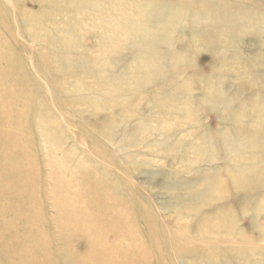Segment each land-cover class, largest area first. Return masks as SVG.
Instances as JSON below:
<instances>
[{"label":"rangeland","instance_id":"rangeland-1","mask_svg":"<svg viewBox=\"0 0 264 264\" xmlns=\"http://www.w3.org/2000/svg\"><path fill=\"white\" fill-rule=\"evenodd\" d=\"M98 1L100 3L89 4L86 0H76L75 4L70 5L67 0H0V74H2L0 75L2 82H0V114H2L0 115V149L2 147L1 152L3 153L15 154L13 155L16 157L15 164H24L23 160L29 161V169L26 174L29 173L25 178H29L26 182L32 189L31 193L23 194L21 192L15 194L11 191L6 192L4 197L0 198V206L10 202L11 205L16 202L22 203L17 217L8 211L4 214L6 221H12L17 225L16 234L27 241V244L36 242L39 245L34 251L33 248H24L25 255L31 261L27 264H39V261L49 262L50 260H55L56 264H65L61 259L62 249L65 247H68V250L79 249L85 244H90L91 249H94L99 256H96L99 259L91 261L88 258L87 261L90 264H106L107 260V264H128V261L130 264H161V260L162 264L163 262L164 264L165 262L166 264H182L183 262L184 264H224L225 261V264L231 261L233 264H245L249 263L250 259L251 261L253 259L252 263L264 264V194L257 193L258 195L250 199H241V192L243 193L244 190L232 184L237 182L240 185L242 181H245V184L251 185L256 182L252 187L260 191L258 189L264 187L262 179L264 175H261L264 174V168H262L264 159L260 157L254 161L244 160L245 162L237 160L235 163L231 157L223 158L224 155L221 154V151L224 153L226 149L230 150V146L237 145V143L241 145L242 142L245 145L243 148L250 147L244 149L245 152L248 151L249 156H257V154L264 156L262 154L264 153V114H259L261 105L264 106V100L262 101L264 97L261 94L264 87V75H261L264 72V29L262 28L264 0H160L162 5L159 9L164 11L163 18H155L153 24L142 21L137 26L144 31L152 27L153 29H151L158 35L156 33L149 36L140 35L138 39L136 38L140 45L145 46V56H151V60L160 64V67L151 71L149 78H147L148 72L136 71L137 77H125L126 79L124 78L123 81L118 80L114 83L107 81L109 87L104 85L88 87L84 81L87 78H103L104 81L113 68L116 74L119 73V70L128 62V60H116L119 54L128 53L127 46L124 47L123 43L128 39L126 45H129L132 39H135L134 34H128L122 38L117 35L111 37L110 40L101 41V31L98 26L101 23L99 15L103 13L104 16L105 13V15L114 16L128 11L134 13L139 11V8L132 6L131 0ZM243 8H247V10H243ZM62 9L70 13H80V20L89 21V26L85 29L82 28L81 31L76 26L75 31L72 30L71 36L65 34L57 37L54 35L53 38L46 41L34 40V35L40 37L42 33L49 30L51 34L54 32L51 25L48 26L49 24L63 22V20L72 21L69 16L67 19L63 18V14L59 12ZM239 10L242 12L240 13ZM209 11H211L210 14ZM232 19H237L239 22L228 24V21L231 22ZM103 27L107 29L104 25ZM43 30L44 32H40ZM121 42L123 43L121 44ZM56 43L68 46L69 50H60L58 46L57 49H54L53 45ZM110 43L114 44L109 45ZM75 48L77 50H74ZM76 52L95 57L96 60L95 63L81 69L82 74L80 75L84 80L76 82L74 79H64V81L58 78L64 72L71 71V69H67L66 61L73 60ZM219 52L222 53V57L219 56ZM154 53L158 55L153 57ZM145 59L150 58L145 57ZM6 61L11 63V67L7 65ZM102 66L103 68H101ZM120 66L122 67L120 68ZM10 68L12 71H9L8 74L6 70ZM260 72L262 73L258 75ZM156 74H159L158 78ZM25 77L31 81L28 80L23 91H31V94L28 92L29 97H33L30 100L31 103L27 105L15 97V92L19 88L17 80ZM155 79L165 80L162 91L151 86L154 85L152 81ZM145 81L151 82L146 88H144L147 85ZM9 82L11 83L9 84ZM13 84L17 86L15 87ZM55 87L58 89L56 90ZM65 89L70 93H62V90ZM179 90L181 91L178 92ZM214 90H220L221 96L218 95V98L211 99L210 94H213ZM215 100H219L220 103L225 100L230 106L228 109L224 108L223 105H218ZM140 101L141 103H139ZM149 102L152 104L150 105ZM233 103L238 108L234 107ZM13 107L15 110L12 109ZM149 107L153 110H148ZM2 109L3 111H1ZM141 110L145 112L142 113ZM183 119L186 124L183 123ZM40 120L44 125L39 122ZM137 121L140 122L142 130L148 127L150 129L167 128L168 130H161L164 135L156 131L154 136H149L142 143L133 145L128 140L139 132V129L134 127ZM172 121L173 125L175 123L174 126L171 124ZM2 122H4L3 127H1ZM180 122L183 123L181 124L183 127L179 126ZM48 128L49 130H47ZM5 131L8 132L4 133ZM248 132L253 136L249 138ZM204 133H209L208 136L210 135L211 138ZM257 134L259 135L255 137ZM177 136L181 138L179 139ZM242 136L246 138H241ZM166 137L172 138L168 141L165 140ZM197 137H201V140L204 139L202 142L207 141V143L203 145L200 138ZM205 139H212L215 142L214 149L220 153L219 157H216L217 159L209 161L210 164L207 163L206 157L202 156L203 159L200 157L203 147L208 146V143L211 144V141L208 142ZM174 140L175 144L178 141L177 146H172L175 145L173 144ZM163 141L167 142L166 145ZM193 141L196 144L192 145ZM233 141L236 143L233 144ZM255 141L260 143L259 146L254 147L252 142L255 143ZM193 148L194 150H191ZM243 148L237 146L239 152H244ZM180 154L186 156H184L183 162V156H180L181 162L179 161ZM192 155H196L195 157L199 161L191 164L188 168V163L184 165L182 163H185L187 159L196 160ZM258 159L261 160L258 161ZM81 160H85V163L80 162ZM173 162L176 164L180 162V166ZM226 162L228 165L225 164ZM254 162L259 165L261 163L262 170ZM252 164L254 168L249 166ZM229 165L230 167H228ZM245 166L248 170L245 169ZM76 170L77 172H75ZM202 170L205 172L215 171L217 174L211 173L214 175L213 177L208 174L207 178L193 176L194 171L196 172L194 175H196L197 171L201 172ZM252 170L259 173L253 175ZM243 173L251 176L246 178ZM242 175L246 179L253 176V179L251 181L243 179ZM255 176H257L256 180H254ZM80 185L83 186L80 187ZM254 185L256 186L254 187ZM83 187L84 189H82ZM8 190L10 189L7 188L5 191ZM196 191L199 194L193 195L192 193ZM110 192L113 193L112 197H110ZM9 195L11 198L14 197L13 202ZM87 195H90L91 198L87 199ZM31 196L34 197L31 198ZM119 196L123 198V201ZM235 196L236 198L240 197L236 199ZM143 199L147 200V205ZM261 199L263 200L261 201ZM222 202L225 203V207H222L224 206ZM96 203L98 206L101 205L100 210H96ZM138 205L145 208L146 212L150 211L146 213L149 221L155 216L157 222L150 221L155 227V232L152 229L154 236L162 241L163 239L175 240V244L170 245L171 248L167 244L160 243V252L155 251L146 236V221L139 215L138 208L140 206ZM26 207L31 209L28 212L31 213L32 220L24 212ZM122 208L126 210L122 212V215H127L126 217H123L119 211ZM199 209L201 210L199 211ZM131 210L133 211L130 212ZM101 211L102 213H100ZM103 212L105 216H103ZM102 216L110 217L108 219L113 222L110 226L112 229L118 227L117 224H124L123 230L126 228L128 235L133 232L132 236H128L130 241L126 239L125 233L120 229V234L110 233L112 229L109 231V227H103ZM111 216L115 219L113 218V220ZM93 218L95 219L93 220ZM27 219H30V222ZM96 219L102 224L98 223ZM124 219H126L128 227H126ZM131 220L132 223H130ZM31 225L32 227H30ZM129 228L133 230L131 231ZM224 228L225 231L226 229L228 231L224 232L222 230ZM1 230L2 222L0 221ZM198 230H203V232L199 231L201 232L199 233ZM197 232L198 234H196ZM36 233L40 234L39 240ZM107 235L110 237L105 240ZM178 235H181V240ZM183 237H186L184 241ZM185 239L187 245L184 243ZM249 241L251 242L249 243ZM2 242L0 239V264H10V260L2 252L5 249V244ZM119 243L120 246H117ZM178 243H181L180 246ZM115 245L122 250L120 251V248L117 250ZM105 246L110 248H105ZM113 246L116 250L112 251ZM104 248L105 251H101ZM145 249L147 253L142 251ZM124 250L127 254L123 253ZM162 250L167 252L164 253ZM133 251L134 254H132ZM170 251V254H166ZM100 252L101 255H99ZM105 252L109 255L107 256ZM226 252L229 255H226L227 257L225 256ZM230 252L232 253L230 254ZM182 253L189 255L188 260L183 261V257L180 258ZM157 254H161L159 256H163L165 260L163 261L159 257L161 260L156 261ZM110 255L112 256L110 257ZM140 255L142 256L140 257ZM230 255L233 256L230 257ZM123 256L126 257V260ZM197 257L199 259H196Z\"/></svg>","mask_w":264,"mask_h":264},{"label":"bare ground","instance_id":"bare-ground-1","mask_svg":"<svg viewBox=\"0 0 264 264\" xmlns=\"http://www.w3.org/2000/svg\"><path fill=\"white\" fill-rule=\"evenodd\" d=\"M42 1H44V0H42ZM87 1V3H89V4H95V3H100L98 0H86ZM133 3H131L132 4V6H134V7H136V8H139V11L137 12V13H134L133 11H128V12H125L124 14H121V13H119V14H116V15H114V16H111V15H105V13H104V16H103V13H101L100 15H99V17H100V24H98V26H99V30L101 31V41H107V40H110L111 39V37H113V36H120V38H122V37H124V36H126V35H128V34H134V36H135V39H132V42H131V44L129 43V45H126V44H128V39L127 40H125V42L123 43V42H121V44L123 43L124 44V47L125 46H127V50H128V53H121V54H119V52L121 51L120 49V51L118 52V54H119V57H117V59L116 60H128V62L124 65V67H122V66H120V70H119V73L118 74H116L115 73V69L113 68V69H111L110 70V73H109V75L107 76V79H105L104 81H103V78L101 79H97V78H87V79H83L82 78V75H80V74H82V71H81V69L82 68H85V67H87V65H89V64H91V63H95V57H92V56H89V55H85V54H80V53H78V52H76L75 53V57L73 58V60H68V61H66V63H67V65H68V67H67V69H71V71L70 72H64L62 75H60L58 78H60V79H74L76 82H79L80 80L82 81V80H84V81H86V83H87V86L88 87H93V86H98V85H104V86H107V87H109L108 86V82L107 81H112V83H114V81H118V80H122L123 81V79L125 78V77H127V78H130V77H134V76H136L137 74H136V71H141L142 73H144V72H148V75H147V78H149L150 76L149 75H151L150 74V72L151 71H154V70H156V68H159L160 67V64H158L157 62H155V61H152L151 60V56H145V54H144V50H146L145 49V46H142V45H140L139 43H138V41H137V39H138V36H140V35H142V36H146V35H154L156 32L154 31V30H152L153 28L152 27H150V29L149 30H142V29H139V28H137V26L138 25H140L141 23H142V21L143 22H148V23H151V24H153L154 22H153V20L155 19V18H157V19H160V18H163V12L164 11H162L161 9H159L160 8V6L162 5V4H160V2L162 1H160V0H131ZM166 1V0H165ZM170 1V0H169ZM206 1V0H205ZM230 1V0H229ZM239 1H241V0H239ZM253 1V0H252ZM188 2V1H187ZM67 3L68 4H70V5H73V4H75L76 3V0H67ZM145 3V4H144ZM200 3H202V1H200ZM164 4V3H163ZM196 4V3H195ZM203 4H205V3H203ZM230 4V3H229ZM226 5V4H225ZM205 6V5H204ZM216 6H218V5H216ZM228 7V6H227ZM207 8V7H206ZM214 8V7H213ZM232 8V7H231ZM14 9V8H13ZM61 9V8H60ZM114 9H116V8H114ZM222 9V8H221ZM243 10H247V8H243ZM225 11V10H224ZM224 11H223V13H224ZM240 11V13L242 12L241 10H239ZM256 11V10H255ZM61 14H63L62 16H63V18H66L67 19V17L69 16V17H71L72 18V21H69V20H63V22L61 21H59V22H54V23H52V24H49L48 26H50L51 25V29L53 30L54 29V32L51 34L50 33V30L49 31H47V32H45V33H42V35L39 37V36H36V35H34V40H37V39H40L39 41H46L47 39H49V38H53L54 37V35H57V37H59V35H65V34H68V35H70L71 36V34H72V30L73 31H75V27L76 28H78V29H80V31L81 30H83L82 28H87L88 26H89V21H85V20H80V17H81V14L80 13H78V12H69V11H67V10H61V11H59ZM210 12L211 11H209L208 13L210 14ZM59 13V14H60ZM69 13V14H68ZM223 13H222V15H223ZM174 14V13H173ZM14 16V15H13ZM211 16V15H210ZM209 16V17H210ZM243 16V15H242ZM103 17H104V19H103ZM105 17H106V19H105ZM179 17H180V15H179ZM228 17V16H227ZM205 18V17H204ZM208 18V17H207ZM169 19V18H168ZM209 19V18H208ZM226 19V18H225ZM230 19V18H229ZM262 19H264V18H262ZM133 20H135V21H133ZM104 21V22H103ZM134 23H133V22ZM103 22V23H102ZM222 22H224V21H222ZM239 22V20H237V19H232L231 20V22L230 21H228V24L230 23V24H235V23H238ZM88 23V24H87ZM263 24V29H264V22L262 23ZM79 25V26H78ZM93 25V24H92ZM96 25V24H95ZM103 25L105 26V27H107V29H105L104 27H103ZM143 25H144V23H143ZM158 25V24H157ZM196 26V25H195ZM152 28V29H151ZM39 29V28H38ZM155 29V28H154ZM159 29H161V28H159ZM262 30V29H261ZM160 31V30H159ZM40 32H44V30L43 31H40ZM169 32V31H168ZM103 33H105V34H103ZM232 33V32H231ZM157 34V33H156ZM158 35V34H157ZM160 35V34H159ZM167 35V34H166ZM231 35H233V34H231ZM165 36V35H164ZM21 37V36H20ZM161 37H162V35H161ZM137 38V39H136ZM165 38V37H164ZM158 39V38H157ZM234 39V38H233ZM228 40V39H227ZM154 41V40H153ZM169 42V41H168ZM227 42V41H226ZM114 43H110L109 45H113ZM118 45H120V44H118ZM117 45V46H118ZM185 45H186V43H185ZM57 46L60 48V50L62 49V50H65V51H68L69 50V47L68 46H64V45H59V44H55V45H53V48L54 49H57ZM187 46V45H186ZM119 47V46H118ZM120 47H123V46H120ZM79 50H80V48H78ZM122 49V48H121ZM125 49V50H126ZM184 49V48H183ZM74 50H77V48H75ZM73 50V51H74ZM124 50V49H123ZM124 50V51H125ZM180 50V49H179ZM143 51V52H142ZM220 51V50H219ZM78 53V54H77ZM158 54H155L154 53V56L153 57H156ZM190 55H191V53H190ZM219 56L220 57H222V53L221 52H219ZM145 57H148V58H150V59H148V60H146L145 59ZM55 59V58H54ZM222 59V58H221ZM4 60V59H3ZM6 63H7V65L9 66V67H11V63H9V61L7 62L6 61ZM49 64H50V62H49ZM12 65H13V63H12ZM110 65V64H109ZM107 66V65H106ZM113 66V65H112ZM89 67V66H88ZM108 67V66H107ZM106 67V68H107ZM111 67V66H110ZM60 68H62V66H60ZM101 68H103V66L101 67ZM22 69V68H21ZM89 69H91V68H89ZM110 69V68H109ZM80 70V71H79ZM9 71H12V69L10 68V69H7L6 70V72L9 74ZM91 71V70H90ZM89 71V72H90ZM74 72H77V73H74ZM94 72V71H93ZM21 73V72H20ZM102 73H103V71H102ZM262 72H260V73H258V75H260ZM18 74V73H17ZM0 75H2V74H0ZM14 75V74H13ZM12 75V76H13ZM93 75V74H92ZM158 75L159 74H156V76H157V78H158ZM261 75H264V72L261 74ZM96 76V75H95ZM100 76H103V75H100ZM14 77V76H13ZM137 77V76H136ZM16 78V77H15ZM14 78V79H15ZM26 78V77H25ZM25 78L23 79V78H20L19 80H17L18 81V90L15 92V94H16V98L20 101V102H25V104L27 105V104H30L31 102H30V100H31V98H33V97H29L30 95H29V93L28 92H30V94L32 93L31 91H23L24 89H23V87H24V85L26 86V84H27V82H28V80H30V79H27L26 78V80H25ZM16 79H18V77L16 78ZM126 79V78H125ZM13 82H15V80H12ZM11 81V82H12ZM31 81V80H30ZM65 81V80H64ZM144 81V80H143ZM142 81V82H143ZM1 82V81H0ZM11 82H9V84L11 83ZM140 82H141V80H140ZM146 83L145 84H147L144 88H146V87H148L149 86V84H151V82H149V81H145ZM2 83V82H1ZM134 83V82H133ZM152 83L154 84V85H156V86H154V85H151L152 87H155L156 89H158V90H160V91H162L163 90V88H162V85H164V83H165V80L164 79H162V80H160V79H155L154 81H152ZM9 84H8V87H9ZM52 84V83H51ZM2 85V84H1ZM15 87L17 86V85H15V84H13ZM36 85V84H35ZM190 85V84H189ZM127 86V85H126ZM12 87V86H11ZM30 87V86H29ZM28 87V88H29ZM31 87H33V86H31ZM36 87V86H35ZM34 87V88H35ZM165 87V86H164ZM4 88V87H3ZM6 88V87H5ZM12 88H14V87H12ZM28 88H25V89H28ZM56 88V90L58 89L57 87H55ZM96 88V87H95ZM138 88V87H137ZM189 88V87H188ZM187 89V88H186ZM12 90V89H11ZM185 90V89H184ZM34 91V90H33ZM36 91V90H35ZM118 91V90H117ZM133 91H135V90H133ZM138 91V90H137ZM141 91V90H140ZM139 91V92H140ZM176 91V90H175ZM181 90H179L178 92H180ZM224 91V90H223ZM10 92V91H9ZM67 92H69L70 93V91H67V89H65V90H62V93H67ZM118 92H120V91H118ZM177 92V91H176ZM187 92V91H186ZM115 93V92H114ZM135 93V92H134ZM123 94V93H122ZM261 94H262V96L264 97V87L262 88V92H261ZM7 95V94H6ZM13 95V94H12ZM48 95V94H47ZM181 95V94H180ZM218 95L219 96H221V91L220 90H217V91H213V94H210V98L211 99H213L214 97L215 98H218ZM43 96H44V94H43ZM50 96V95H49ZM238 96H239V94H238ZM11 97V96H10ZM9 97V98H10ZM159 97V96H158ZM2 98V97H1ZM6 98H7V96H6ZM5 98V99H6ZM82 98H84V97H82ZM130 98V97H129ZM4 99V100H5ZM12 99H13V97H12ZM97 99V98H96ZM7 100V99H6ZM183 100V99H182ZM187 100V99H186ZM192 100H193V102L194 103H196L195 102V100H194V98H192ZM203 100H205V99H203ZM202 100V101H203ZM207 100V99H206ZM205 100V101H206ZM264 100V98L262 99V101ZM16 101V100H15ZM18 101V102H19ZM211 101V100H210ZM215 101H217V104L218 105H223L224 106V108H229V104H228V102L227 101H225V100H223V102H219V100H215ZM7 102H9V101H7ZM2 103V102H1ZM139 103H141V101L139 102ZM213 103H214V105H216V102H214L213 101ZM223 103V104H222ZM235 103H237V102H235ZM235 103H233V105L235 104ZM4 104V103H3ZM8 104V103H7ZM6 104V105H7ZM11 104V103H10ZM19 104V103H18ZM24 104V103H23ZM86 104V103H85ZM149 104L151 105L152 104V102H149ZM192 104V103H191ZM231 104V103H230ZM240 104H241V102H240ZM2 105V104H1ZM12 105V104H11ZM14 105V104H13ZM190 105V104H189ZM198 105H199V103H198ZM197 105V106H198ZM239 105V104H238ZM248 105V104H247ZM4 106V105H3ZM10 106V105H9ZM8 106V107H9ZM16 106V105H15ZM21 106H22V104H21ZM44 106V105H43ZM147 106V105H146ZM194 106V105H193ZM193 106H192V108H193ZM217 106V105H216ZM240 106V105H239ZM249 106V105H248ZM254 106V105H253ZM12 107V106H11ZM10 107V108H11ZM23 107V106H22ZM181 107V106H180ZM234 107H237L238 108V106L235 104V106ZM244 107V106H243ZM1 108V107H0ZM5 108V107H4ZM13 110H15L14 109V107L12 108ZM19 109V108H18ZM23 109H26V108H23ZM151 109V107H149L148 108V110H150ZM194 109H196V108H194ZM193 109V110H194ZM126 110V109H125ZM151 110H153V109H151ZM238 110V109H237ZM1 111H3V109L1 110ZM5 111V110H4ZM10 111V110H9ZM8 111V112H9ZM19 111V110H18ZM26 111V110H25ZM136 111V110H135ZM140 111V110H139ZM195 111V110H194ZM236 111V110H235ZM253 111V110H252ZM254 111H256L255 109H254ZM253 111V112H254ZM138 112V111H137ZM141 112H142V110H141ZM145 111H143L142 113H144ZM178 112H179V110H178ZM196 112V111H195ZM247 112H248V110H247ZM125 113V112H124ZM228 113V112H227ZM264 114V106H263V104L261 105V107H260V109H259V114ZM6 114V113H5ZM14 114V113H13ZM127 114V113H126ZM258 114V113H257ZM258 114V115H259ZM0 115H2V114H0ZM15 115V114H14ZM19 115V113L17 114V116ZM131 115H132V112H131ZM136 115V114H135ZM137 115H138V113H137ZM230 115V114H229ZM193 117H195L194 115H192ZM14 117V116H13ZM200 117V116H199ZM230 117V116H229ZM197 118H198V116H197ZM196 118V119H197ZM127 119V118H126ZM182 119V118H181ZM3 120V119H2ZM176 120V119H175ZM184 120V119H183ZM5 121H7V120H5ZM167 122L169 121V120H166ZM174 121V120H173ZM173 121L171 122V124L173 123ZM40 123H43L41 120L39 121ZM166 122V123H167ZM181 122H182V120H181ZM180 122V125L179 126H182L181 124H183V123H185L186 124V122H185V120H184V122L183 123H181ZM3 123L4 122H2V126L1 127H3ZM161 123V122H160ZM179 123V122H178ZM6 124V123H5ZM55 124H57V123H55ZM156 124V123H155ZM257 124V123H256ZM13 125V124H12ZM39 125V124H38ZM43 125H44V123H43ZM158 125V124H157ZM174 125H175V123H174ZM173 124H172V126H174ZM5 126H8V125H5ZM42 126V125H41ZM164 126V125H163ZM186 126V125H185ZM252 126V125H251ZM134 127H137L138 129H139V134L138 133H135L134 134V136L133 137H131L130 138V140H128V141H130V143H132L133 145L134 144H138V143H142L143 141H145L146 140V138L148 137L149 138V136H154V133L157 131L158 133H160L161 135H164V132L163 131H161V130H168L167 128L166 129H159V128H155V129H150L149 127L147 128V129H145V130H142V129H140V122L139 121H137L136 123H135V126ZM177 127V126H176ZM183 127V126H182ZM202 127V126H201ZM250 127V126H249ZM5 128V127H4ZM8 128V127H7ZM38 129H39V127H37ZM55 128H56V125H55ZM59 128V127H58ZM162 128V127H161ZM164 128V127H163ZM169 128V127H168ZM170 128H171V125H170ZM198 128H200V127H198ZM197 128V129H198ZM115 129V128H114ZM229 129V128H228ZM244 129H245V127H244ZM47 130H49V128L47 129ZM57 130V129H56ZM193 130V129H192ZM201 130V129H200ZM212 130V129H211ZM234 130V129H233ZM240 130H241V128H240ZM240 130H238V131H240ZM198 131H199V129H198ZM8 132V131H7ZM6 131L4 132V133H7ZM191 132V131H190ZM195 132V131H194ZM202 132V131H201ZM241 132V131H240ZM243 132V131H242ZM57 133V132H56ZM168 133V132H167ZM167 133H165V134H167ZM196 133V132H195ZM198 133H200V131L198 132ZM212 133V132H211ZM233 133V132H232ZM11 134V133H10ZM204 134H206V133H204ZM209 134V133H208ZM208 134H206L207 136H208ZM237 134H238V132H237ZM245 134H246V131L244 132V136H245ZM248 134L250 135V133L248 132ZM247 134V135H248ZM9 135V134H8ZM198 135V134H197ZM215 135H216V133H215ZM218 135V134H217ZM226 135V134H225ZM248 135V137L250 138V137H252L253 135H250L249 136ZM259 134H257V135H255V137H257ZM1 136H2V134H1ZM6 136V135H5ZM10 136V135H9ZM8 136V137H9ZM12 136V135H11ZM59 137L61 136V135H58ZM58 136H57V138H58ZM191 136V135H190ZM220 136H222V135H220ZM230 136H231V134H230ZM178 137V136H177ZM192 137V136H191ZM205 137V136H204ZM203 137V138H204ZM208 137H210V135L208 136ZM215 137V136H214ZM217 137H219V136H217ZM223 137V136H222ZM227 137V136H226ZM235 137V136H234ZM263 137V136H262ZM5 138H7V136L5 137ZM110 138H112L111 136H110ZM109 138V139H110ZM172 137H170V139H171ZM179 138V137H178ZM178 138H177V140H178ZM181 138V137H180ZM179 138V139H180ZM198 138V137H197ZM200 138V141L202 142L204 139H202L201 140V137H199ZM198 138V139H199ZM211 138V137H210ZM227 138H229V137H227ZM232 138V137H231ZM241 138H246V137H241ZM59 139H62V138H59ZM170 139H168L167 137H166V139L165 140H170ZM183 139V138H182ZM181 139V140H182ZM222 139V138H221ZM230 139V138H229ZM233 139V138H232ZM237 139V138H236ZM243 139V140H244ZM248 139V138H247ZM148 140V139H147ZM176 140V141H177ZM194 140V139H193ZM205 140H208V139H205ZM219 140H220V138H219ZM219 140H217L216 139V141H219ZM226 140V139H225ZM225 140H223V142H226ZM228 140V139H227ZM239 140V139H238ZM250 140V139H249ZM252 140V139H251ZM259 140V139H258ZM258 140H256V141H258ZM198 141V140H197ZM211 141V142H210ZM242 141V140H241ZM241 141H238V142H241ZM253 141H254V139H253ZM255 141V143L254 142H252L253 143V145H254V147H257V146H259V142H256ZM162 142V141H161ZM200 142V143H201ZM205 143H207V141H204ZM208 142H210L211 144V146L209 145V143H208V146H205V147H203L204 149H203V151L202 152H200L199 154L201 155L200 157L202 158V156H204V157H206V160H207V163H209L210 164V162L213 160V159H215L217 156L219 157V155H220V153L218 152V150L217 149H214V146H213V144H215V142L212 140V139H210V140H208ZM234 142V141H233ZM233 142H231V143H233ZM244 142L245 143H247V141H245L244 140ZM60 143V142H59ZM58 143V144H59ZM157 143H159V142H157ZM163 143L165 144V143H167L166 141L164 142L163 141ZM162 143V144H163ZM177 143H178V141H177ZM176 143V144H177ZM183 143V142H182ZM182 143H180V144H182ZM193 144L192 145H194V143L196 144V142H192ZM203 143V142H202ZM205 143H203V145L205 144ZM231 143L229 144V146L231 145ZM236 142H234L233 144H235ZM252 143H250V145L252 144ZM264 143V142H263ZM156 144V143H155ZM161 144V145H162ZM173 144H175V140H174V143ZM172 145V146H177V145ZM179 144V145H180ZM184 144V143H183ZM191 144V143H190ZM228 144V143H227ZM241 145H239L238 143H237V145H234V146H230L231 148H230V150H229V148L228 149H226V152H224L223 153V151H221V154H223V155H221V156H223V158L224 157H226L227 159L228 158H232V160L233 161H235V163H236V161L237 160H239V162L240 161H244V160H248V159H250V160H256L257 158H262V159H264L262 156H260V155H258L257 154V156L255 155V156H249V154L247 153V152H245L246 150H244V149H247V148H243V146H245L242 142L240 143ZM154 145V144H153ZM166 145V144H165ZM164 145V146H165ZM178 145V146H179ZM188 145V144H187ZM191 145V146H192ZM198 145V144H197ZM226 145V144H225ZM183 146V145H182ZM189 146V145H188ZM219 146H220V144H219ZM228 146V145H227ZM237 146H238V148L239 147H241V148H243V150H244V152H239V150L237 149ZM247 146H248V144H247ZM252 146V145H251ZM261 146V145H260ZM233 147H235L236 149H237V151H236V149L234 148V150H232V148ZM3 148H4V146H3ZM153 148V147H152ZM181 148V147H180ZM190 148V147H189ZM218 148H220V147H218ZM223 148H225V147H223ZM250 148V147H249ZM248 148V149H249ZM1 149H2V147H1ZM1 149H0V198L2 197H4V195H5V193L6 192H13L14 194L17 192V193H20L21 192V194H23V193H25V192H28V193H31L32 192V189H31V187H28V185H27V180L29 179V178H25V176L29 173H27L26 174V171H28V169H29V165H28V162L29 161H26V160H23L24 162V164H19V163H17V164H15L14 163V159L16 158L15 156H13V155H15V154H10L9 155V153L10 152H7V153H3V152H1ZM183 149V148H182ZM196 149V148H195ZM198 149V148H197ZM157 150V149H156ZM191 150H194V148L193 149H191ZM242 150V151H243ZM186 151V150H185ZM187 151H188V149H187ZM196 151V150H195ZM252 151V150H251ZM180 152V151H179ZM196 152H198V151H196ZM196 152H195V154H196ZM180 153H182V152H180ZM183 154V153H182ZM189 154V153H188ZM198 154V155H199ZM219 154V155H218ZM263 155H264V153H262ZM251 155H254V154H251ZM181 156V154L178 156V158ZM183 156V157H182ZM181 157H182V162L184 161V159H185V154L184 155H182ZM185 156V157H184ZM193 156V155H192ZM196 155H194L193 157L196 159V160H194V159H192V160H188L187 158V160H185V163H182L183 165L184 164H186V163H188V165H189V167L188 168H190V165L191 164H195L196 162L198 163V161H197V157H195ZM181 157L179 158L180 160V162H181ZM192 157V158H193ZM217 157V158H218ZM184 158V159H183ZM201 158H200V160H201ZM216 158V159H217ZM203 159V158H202ZM177 159H175V161H176ZM206 160H205V162H206ZM261 159H258V161H260ZM83 160H81L80 162H82ZM85 161V160H84ZM83 161V162H84ZM103 161V160H102ZM210 161V162H209ZM177 162H178V160H177ZM180 162L178 163V164H176V163H174V164H176V165H178V166H180ZM245 162V161H244ZM85 163V162H84ZM112 163V162H111ZM215 163V162H214ZM238 163V162H237ZM250 163V162H249ZM255 163V162H254ZM225 164H227L228 165V163L226 162ZM240 164V163H239ZM244 164V163H243ZM248 164V163H247ZM251 164V163H250ZM256 165L258 164V163H255ZM263 164H264V162H263ZM242 165V164H241ZM259 165V164H258ZM262 164L260 163V165H259V169H261L260 168V166H261ZM218 166V165H217ZM249 166H252L253 167V164L252 165H249ZM185 167H187L186 165H185ZM210 167V166H209ZM228 167H230V165L228 166ZM236 167H238L237 165H236ZM246 167V166H245ZM244 167V168H245ZM88 168V167H87ZM184 168V167H183ZM254 168V167H253ZM262 168H264V167H262ZM242 169V168H241ZM246 170H248L247 169V167L245 168ZM244 169V170H245ZM256 169V168H255ZM201 170V169H200ZM203 170H205V169H203ZM201 171V172H199V171H197L198 173L196 174V175H194L196 172L194 171V173H193V176L195 177V178H197V176H205V178H207V176H208V174H211V173H214L215 174V171L214 172H212V171H208V172H205V171ZM207 170V169H206ZM210 170V169H209ZM219 170V169H218ZM245 170V171H246ZM258 170V169H257ZM262 170V169H261ZM260 170V171H261ZM31 171H32V169H31ZM231 171V170H230ZM240 172H241V170H239ZM75 172H77V170L75 171ZM97 172V171H96ZM231 172H233V171H231ZM263 172V171H262ZM221 173H222V170H221ZM247 173V172H246ZM248 173H250V172H248ZM253 175H256L257 173H259V172H254V170H252V172H251ZM250 173V174H251ZM216 174H217V172H216ZM215 174V175H216ZM223 174V173H222ZM226 174V173H225ZM86 175V174H85ZM102 175V174H101ZM212 175V176H211ZM210 175V177H213L214 175L213 174H211ZM219 175V174H218ZM217 175V176H218ZM243 175H244V173H243ZM242 175V178L244 179L245 177L246 178H248V177H250L251 175H244L243 176ZM261 175H264V174H261ZM21 176V177H20ZM82 176V175H81ZM84 177H86V176H84ZM222 177H223V175H222ZM241 177V176H240ZM257 176H255V179L254 180H256L257 178H256ZM261 177V176H260ZM209 178V177H208ZM245 178V179H246ZM215 179H219V178H215ZM238 179H240V178H238ZM253 179V176H252V178H250V179H246V180H252ZM263 179V181H264V178H262ZM253 180V181H254ZM76 181V180H75ZM241 181V180H240ZM259 181V180H258ZM211 182V181H210ZM220 182H221V180H220ZM245 181H242L241 182V184L239 185L237 182L235 183V182H231L232 184H233V186H237V188H241L242 190H244L243 191V193L241 192V199H250L251 197H255L256 195H258L257 193H263L264 194V187L263 188H257L258 190H260V191H257L255 188H253L252 187V185L253 184H255L256 182H252L253 184H251V185H249V184H245L244 183ZM249 182V181H248ZM78 183H80V182H78ZM235 183V184H234ZM244 184V186H242L243 184ZM230 184V183H229ZM259 184V183H258ZM87 185V184H86ZM263 185V184H262ZM262 185H260V186H262ZM83 186V185H82ZM81 185H80V187H82ZM210 186V185H209ZM212 186V185H211ZM230 186V185H229ZM239 186V187H238ZM251 186V187H250ZM256 185H254V187H255ZM264 186V185H263ZM230 187H232V186H230ZM235 187H233V188H235ZM7 188H9L10 190H8V191H5ZM219 188V187H218ZM5 189V190H4ZM82 189H84V187L82 188ZM122 189V188H121ZM212 189V188H211ZM239 189H237V190H239ZM252 189H255V190H252ZM87 190V189H86ZM90 190V189H89ZM233 190V189H232ZM107 191V190H106ZM46 192V191H45ZM82 192V191H81ZM84 192V191H83ZM120 192H121V190H120ZM119 192V193H120ZM124 192V191H123ZM93 193H95V192H93ZM115 193V192H114ZM34 194V193H33ZM109 194H111L110 195V197H112V195H113V193H109ZM108 194V195H109ZM116 194V193H115ZM125 194V193H124ZM193 195L194 194H199V192L198 191H196V192H193L192 193ZM94 195V194H93ZM8 196V195H7ZM10 196V198H11V195H9ZM88 196V195H87ZM86 196V197H87ZM124 196V195H123ZM264 196V195H263ZM262 196V197H263ZM17 197V196H16ZM34 197V196H33ZM32 196H31V198H33ZM90 197V195L87 197V199ZM121 199H122V201H123V198L121 197V196H119ZM240 197V196H239ZM238 197V198H239ZM9 198V199H10ZM14 197L12 196V202H13V199ZM39 198V197H38ZM91 198V197H90ZM94 198V197H93ZM120 198H118L119 200H120ZM138 198V197H137ZM142 198V197H141ZM145 198V197H144ZM230 198H232V197H230ZM235 198H236V196H235ZM238 198H236V199H238ZM260 198V197H259ZM80 199V198H79ZM110 199V198H109ZM112 199V198H111ZM125 199V198H124ZM140 199V198H139ZM138 199V200H139ZM146 199V198H145ZM233 199V198H232ZM16 200V199H15ZM18 200V199H17ZM24 200V199H23ZM22 200V201H23ZM29 200H30V198H29ZM144 200V199H143ZM263 199H261V201H262ZM21 201V200H20ZM31 201V200H30ZM90 202H89V205H90V203H91V199L89 200ZM94 201V200H93ZM121 201V202H122ZM145 201V203H146V205L148 204L146 201L147 200H144ZM264 201V200H263ZM96 202V201H95ZM118 202V201H117ZM120 202V201H119ZM120 202V203H121ZM140 202V201H139ZM4 203V202H3ZM2 203V204H3ZM11 203V202H10ZM3 204V205H1L0 206V212H1V214H0V221L2 222V230L0 231V239L3 241L2 243H4L5 245V249L2 251L3 253H5V255L7 256L6 258L8 259V260H10L9 262H10V264H27V263H29V261H30V259H29V257L27 256V255H25V253H24V248H26V247H29V248H33L32 250L34 251L36 248H38L37 246H39V245H37L38 243H28L27 244V241H24V239L21 237V236H19L18 234H16V227H17V225H15V223H13L12 221H6L5 220V212L6 211H8V212H10L12 215H15L16 217L18 216V214H19V211L21 210V204L22 203H20V202H16L14 205H11V204ZM108 203V202H107ZM126 203V202H125ZM142 203H144L143 201H142ZM223 203V202H222ZM229 203V202H228ZM225 203H223V205H224ZM230 204V203H229ZM228 204V205H229ZM258 204V203H257ZM28 205V204H27ZM27 205H25V206H27ZM114 205V204H113ZM121 205V204H120ZM119 205V206H120ZM125 205V204H124ZM206 205V204H205ZM216 205V204H215ZM215 205H212V206H215ZM221 205V204H220ZM226 205H227V203H226ZM32 206V205H31ZM37 206H39V205H37ZM94 206V205H93ZM97 203H96V210L97 209H99L100 210V207H101V205L100 206H98V208H97ZM126 206H127V203H126ZM138 206H140V205H138ZM217 206H219V204H217ZM216 206V207H217ZM222 206V205H221ZM23 207V206H22ZM56 207V206H55ZM222 207H225V205L224 206H222ZM24 208V207H23ZM29 207H26V211H25V209H24V212H25V214H26V216H28L31 220H32V218L30 217V215H31V213H29L30 212V208H29V210H27ZM57 208V207H56ZM91 208H92V206H91ZM103 208V207H102ZM111 208V207H110ZM114 208V207H113ZM125 208V207H124ZM124 208H122L121 210H119V211H121L120 213H121V215H122V212H125L126 210H124ZM197 208V207H196ZM211 208V207H210ZM214 208V207H213ZM95 209V208H94ZM93 209V210H94ZM134 209V208H133ZM147 209H148V207H147ZM182 209V208H181ZM33 210H35V209H33ZM92 210V211H93ZM113 210V209H112ZM118 210V209H117ZM116 210V211H117ZM152 210V209H151ZM201 209H199V211H200ZM29 211V212H28ZM133 210H131L130 212H132ZM215 211H216V209H215ZM220 211V210H219ZM224 211H226V210H224ZM261 211V210H260ZM32 212V211H31ZM34 212V211H33ZM32 212V213H33ZM89 212V211H88ZM87 212V213H88ZM94 212V211H93ZM109 212V211H108ZM150 212V211H149ZM149 212H146V209L145 208H143L142 206H140L139 208H138V213H140L139 215L142 217V218H145L144 219V221H146V228H147V237H148V239H149V241H150V243L152 244V247H154V249H155V251L157 252V253H159L160 252V250H161V248H160V243H164V245L165 244H167L168 246H169V248H171L170 247V245L172 244V245H174L175 244V240L174 239H163V241H162V239H160V238H157L156 236H154L153 235V232H155V227H153V225H152V223L150 222V221H153V222H157L155 219V216H154V218H152V220L150 219V221H149V219H147V216H146V213H149ZM153 212V211H152ZM184 212H185V210H184ZM195 212V211H194ZM240 212V211H239ZM64 213V212H63ZM89 213H91V212H89ZM100 213H102V211L100 212ZM117 213V212H116ZM128 213H129V211H128ZM208 213V212H207ZM9 214V213H8ZM71 214V213H70ZM96 214V213H95ZM99 214V213H98ZM103 214H104V212H103ZM110 214V213H109ZM112 214V213H111ZM132 214V213H131ZM130 214V215H131ZM153 214V213H152ZM181 214V213H180ZM194 214V213H193ZM198 214V213H197ZM224 214H226V213H224ZM41 215V214H40ZM92 215H94V214H92ZM126 215V214H125ZM129 215V216H130ZM99 216V215H98ZM103 216H105V214L103 215ZM102 216V217H103ZM123 217H126V216H124V215H122ZM214 216V215H213ZM212 216V217H213ZM254 216H255V214H254ZM15 217V218H16ZM101 217V218H102ZM122 217V218H123ZM215 217V216H214ZM231 217V216H230ZM34 218V217H33ZM96 218V217H95ZM95 218H93V220L95 219ZM105 217H103V224L102 223H100V221L98 220V219H96V220H98V223H100V224H102V226L103 227H109L108 229H109V231L112 229L110 226H111V224L113 223L112 221H110L108 218H110V217H106L105 219H104ZM111 218H112V216H111ZM114 219H115V217H113ZM112 218V219H113ZM120 218V217H119ZM130 218V217H129ZM134 218V217H133ZM30 219H27L29 222H30ZM42 219H43V216H42ZM54 219V218H53ZM113 219V220H114ZM127 219V218H126ZM126 219H124L125 221H126ZM139 219H140V217H139ZM202 219V218H201ZM207 219V218H206ZM209 219V218H208ZM13 220H15V219H13ZM141 220V219H140ZM203 220V219H202ZM217 220V219H216ZM219 220H220V218H219ZM143 221V220H142ZM225 221V220H224ZM32 222V221H31ZM41 222V221H40ZM94 222V221H93ZM134 222V221H133ZM159 222V221H158ZM215 222V221H214ZM228 222V221H227ZM97 223V222H96ZM130 223H132V220H131V222ZM211 223H213V222H211ZM32 224V223H31ZM38 224H40V223H38ZM117 224V223H116ZM126 224H127V226L126 227H128V223H127V221H126ZM137 224V223H136ZM118 225V227H113V228H115V229H112L111 231H110V233H119L120 234V230L123 232V233H125V237H126V239H130V238H128V236L129 235H131L132 236V234H133V232H131L130 230H129V232H131V234H129L128 235V233H127V231L124 229L123 230V228L125 227V225L124 224H122V225H119V224H117ZM157 225V224H156ZM200 225V224H199ZM113 226V225H112ZM143 226H144V224H143ZM155 226V225H154ZM203 226H205V225H203ZM30 227H32V225L30 226ZM132 227V226H131ZM159 227V226H158ZM76 227L74 226V229H75ZM135 228H137V227H135ZM203 228V227H202ZM205 228V227H204ZM120 229V230H119ZM128 229V228H127ZM152 229L154 230L153 232H152ZM213 229V228H212ZM218 229V228H217ZM216 229V230H217ZM260 229V228H259ZM157 230H158V228H157ZM160 230V229H159ZM224 232H226V231H228L227 229H226V231H225V228L224 229H222ZM90 231V230H89ZM112 231H115V232H112ZM161 231H162V229H161ZM186 231V230H185ZM199 231H201V230H198V232ZM40 232V231H39ZM55 232V231H54ZM97 232V231H96ZM152 232V233H151ZM159 232V231H158ZM198 232L196 233V234H198ZM201 232H203V230L201 231ZM201 232H199V233H201ZM218 232V231H217ZM261 232H263V231H261ZM135 233V232H134ZM138 233V232H137ZM136 233V234H137ZM228 233V232H227ZM139 234V233H138ZM138 234H137V236H138ZM178 234V233H177ZM186 234V233H185ZM188 235L187 236H189V233H187ZM195 234V235H196ZM232 234V233H231ZM235 234V233H234ZM262 234V233H261ZM113 235V234H112ZM161 235V234H160ZM162 235H163V233H162ZM174 235V234H173ZM175 235H176V233H175ZM204 235H205V232H204ZM236 235V234H235ZM26 236V235H25ZM36 236H37V239L39 240L41 237H40V234H38V233H36ZM46 236V235H45ZM45 236H43V237H45ZM108 236V235H107ZM124 236V235H123ZM137 236H136V238H137ZM139 236H140V234H139ZM177 236V235H176ZM176 236H174L175 238H176ZM179 236V235H178ZM185 236V235H184ZM194 236V235H193ZM198 236V235H197ZM218 236V235H217ZM228 236V235H227ZM237 236V235H236ZM68 237V236H67ZM110 236H108V237H105V240H107L108 238H109ZM133 237H134V235H133ZM162 237V236H161ZM173 237V236H172ZM180 238H179V240H181L182 238H181V235L179 236ZM225 237H226V235H225ZM237 237H240V236H237ZM58 238V237H57ZM164 238V237H163ZM184 238H186V237H183V241H184ZM188 238V237H187ZM193 238V237H192ZM192 238H191V242H192ZM203 238V237H202ZM215 238V237H214ZM233 238V237H232ZM234 238H236V237H234ZM233 238V239H234ZM241 238H243V237H241ZM47 239H48V237H47ZM60 239V238H59ZM125 239V240H126ZM138 239H139V237H138ZM142 239V238H141ZM177 239V238H176ZM196 240H197V238H195ZM200 239V238H199ZM209 239V238H208ZM237 239V238H236ZM61 240V239H60ZM134 240H135V237H134ZM223 240V239H222ZM227 240H230V239H227ZM250 240V239H249ZM66 241V240H65ZM64 241V242H65ZM130 241V240H129ZM140 241H142V240H140ZM162 241V242H161ZM177 241V240H176ZM186 239H185V244H186ZM224 241V240H223ZM240 241H241V239H240ZM248 241V240H247ZM106 242H108V241H106ZM131 242H132V240H131ZM135 242V241H134ZM234 242V241H233ZM245 243H246V241H244ZM251 241H249V243H250ZM117 243V242H116ZM140 243H142V242H140ZM145 243V242H144ZM197 243V242H196ZM243 243V242H242ZM11 244H13L14 246H9V245H11ZM106 244V243H105ZM143 244V243H142ZM179 244H181V243H178V246H180ZM182 244H183V242H182ZM190 244V243H189ZM187 245V244H186ZM108 246V245H107ZM107 246H105V248L107 247ZM116 246V245H115ZM117 246H120V243L119 244H117ZM116 246V247H117ZM144 246V245H143ZM146 246V245H145ZM144 246V247H145ZM182 246V245H181ZM184 246V245H183ZM76 247V246H75ZM114 247V246H113ZM112 247V251H113V249L114 250H116L115 249V247L113 248ZM134 247L136 248V245H134ZM133 247V248H134ZM139 247H140V245H139ZM166 247V246H165ZM175 247V246H174ZM190 247V246H189ZM214 247V246H213ZM105 248H104V250H101V251H105ZM108 248V247H107ZM110 248V247H109ZM108 248V249H109ZM120 248V247H119ZM118 247H117V250L119 249ZM147 248H148V246H147ZM162 248H163V245H162ZM222 248H224V247H222ZM221 248V249H222ZM62 249V248H61ZM143 249V248H142ZM166 249V248H165ZM229 249V248H228ZM49 250H51V249H49ZM122 249L120 248V251H121ZM128 250V249H127ZM137 250V249H136ZM139 250V249H138ZM137 250V251H138ZM141 250V249H140ZM166 250H168V249H166ZM172 250V249H171ZM237 250V249H236ZM129 251V250H128ZM142 251H146V249L145 250H142ZM162 251H164V250H162ZM177 252L179 251V248L176 250ZM175 251V252H176ZM222 251H224V250H222ZM225 251H227V252H229L228 250H225ZM224 251V252H225ZM233 251V250H232ZM249 251V250H248ZM108 253H109V251H107ZM131 252V251H130ZM165 252H167V251H164V253ZM187 252V251H186ZM192 252V251H191ZM226 252V254H225V256L227 255V256H229L228 255V253ZM250 252V251H249ZM106 253V252H105ZM114 253V252H113ZM123 253H126L125 252V250H124V252ZM122 253V254H123ZM145 253V252H144ZM146 253H147V251H146ZM171 253V251L169 252V253H166V254H170ZM185 253V252H184ZM232 252H230V254H231ZM32 254V253H31ZM61 255H62V261L65 263V264H90V263H88V261H87V259L89 258L90 259V261L91 260H96V259H99V258H97L96 256H98L97 254H96V251H94V249H91V247H90V244H85V245H83V246H81L79 249L78 248H75L74 250H68V247H65V248H63L62 249V251H61V253H60ZM107 254V253H106ZM110 254H111V251H110ZM127 254V253H126ZM132 254H134V251H133V253ZM151 254V253H150ZM155 254V253H154ZM222 254V253H221ZM220 254V255H221ZM245 254V253H244ZM251 254H253L252 252H251ZM99 255H101V252H100V254ZM103 255H105L104 253H103ZM109 254H107V256H108ZM124 255V254H123ZM156 255V254H155ZM158 255V257L156 258V261H160L161 259H163V261L165 260L164 259V257L162 256V257H160L159 255H161V254H157ZM187 255V254H186ZM185 254H181L180 255V258L181 257H183L182 258V260L183 261H185V260H188L187 258H189V255H187L186 256ZM204 255V254H203ZM202 255V256H203ZM224 255V254H223ZM235 255V254H234ZM255 255V254H254ZM112 255H110V257H111ZM142 255H140V257H141ZM174 256V255H173ZM192 256V255H191ZM190 256V257H191ZM202 256H200L201 258H203ZM222 256V255H221ZM226 256V257H227ZM231 256H233V255H230V257ZM237 256H239V255H237ZM99 257V256H98ZM104 258H106L107 259V257H105V256H103ZM145 258H146V256H144ZM161 259H160V258ZM171 257V256H170ZM195 257H196V255H195ZM195 257L193 256V258L195 259ZM198 257H199V255H198ZM196 258V259H199V258ZM206 257V256H205ZM31 258V257H30ZM123 258H124V256H123ZM126 258V257H125ZM124 258V259H125ZM127 258H129V257H127ZM143 258V257H142ZM192 258V259H193ZM208 258V257H207ZM206 258V259H207ZM224 258V257H223ZM32 259V258H31ZM100 259H101V257H100ZM110 260H111V258H109ZM119 259V258H118ZM169 259H172V258H169ZM205 259V258H204ZM211 259V258H210ZM250 259V258H249ZM56 260H58V259H56ZM102 260V259H101ZM109 260V261H110ZM119 260H121V259H119ZM126 260V259H125ZM128 260H130V258L128 259ZM143 260V259H142ZM173 260V259H172ZM224 260V259H223ZM240 260V259H239ZM255 260V259H254ZM89 261V262H90ZM116 261H117V259H116ZM151 261V260H150ZM168 261V260H167ZM175 261V260H174ZM199 261V260H198ZM250 261H251V259H250ZM249 261V263H245V264H255V263H252V261H253V259H252V261L250 262ZM8 262V263H9ZM31 262V261H30ZM34 262V261H33ZM106 262V261H105ZM111 262H112V260H111ZM120 262H123V261H120ZM209 262V261H208ZM220 262V261H219ZM221 262H223V261H221ZM232 262V261H231ZM231 262L230 263H228V264H231ZM257 262H259V261H257ZM58 263V262H57ZM93 263V262H92ZM103 263V262H102ZM107 263H108V260H107ZM106 263V264H107ZM151 263V262H150ZM168 263H169V261H168ZM174 263V262H173ZM225 263H226V261H225ZM224 263V264H225ZM263 263V262H262ZM39 264H56V262H55V260H50L49 262H42V261H39ZM125 264V263H124ZM128 264H130V262L128 261ZM161 264H162V260H161ZM163 264H164V262H163ZM165 264H166V262H165ZM176 264V263H175ZM182 264H184V262L182 263ZM217 264H219V263H217ZM232 264H233V262H232ZM234 264H237V263H234ZM260 264V263H259Z\"/></svg>","mask_w":264,"mask_h":264}]
</instances>
